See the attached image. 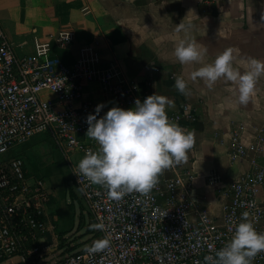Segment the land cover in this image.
Wrapping results in <instances>:
<instances>
[{"label": "built area", "instance_id": "2783aa9c", "mask_svg": "<svg viewBox=\"0 0 264 264\" xmlns=\"http://www.w3.org/2000/svg\"><path fill=\"white\" fill-rule=\"evenodd\" d=\"M63 35V41L68 40ZM92 79L115 99L104 105L98 119L113 106L132 108L136 99L143 102L148 96L138 82L123 79L114 65L100 67L84 57L73 63L59 61L48 41L36 42L32 54L18 55L0 25V154L40 132L50 134L70 166L72 182L92 221L104 225L98 239L110 238L105 251L89 253L91 241L48 260L43 232L49 228L51 189L42 175L30 173L22 156H1L0 262L16 256L19 264H205V256L230 241L242 213L247 212L257 232L264 233V157L258 145L243 144L237 132L231 135L230 154L233 159L247 157L249 165L228 184L219 216L191 196L193 173L182 164L165 170L148 194L133 192L120 201L110 200L106 188L78 176L79 161L95 152L96 142L86 136V119L95 114L97 104L88 99L74 104L73 99L81 97ZM44 90L55 94L58 105L42 96ZM167 116L185 129L183 121L195 114L183 102ZM72 152H80L75 162ZM207 175L210 180L218 177L215 172ZM252 264H264V252Z\"/></svg>", "mask_w": 264, "mask_h": 264}, {"label": "crops", "instance_id": "0c3cea01", "mask_svg": "<svg viewBox=\"0 0 264 264\" xmlns=\"http://www.w3.org/2000/svg\"><path fill=\"white\" fill-rule=\"evenodd\" d=\"M179 24L185 29L177 31ZM0 25L18 55L32 54L36 42L48 41L51 53L63 63L84 57L100 67L111 64L148 96L174 100L167 115L189 103L195 116L183 124L194 132L195 144L181 164L193 173L191 196L212 214H221L228 184L249 165L247 157L232 158V133L245 145H258L264 157V76L243 106L235 84L221 79L209 90L202 80L190 79L202 65H181L174 55L184 39L208 49L205 63L227 48L236 50L234 67L241 72L250 58L264 60V0H0ZM178 76L187 81L188 95L175 88ZM42 96L58 105L53 92L44 90ZM82 99L115 103L95 79L73 103ZM94 146L96 152L99 145ZM72 154L80 157V152ZM212 172L218 175L215 180L207 175Z\"/></svg>", "mask_w": 264, "mask_h": 264}, {"label": "clouds", "instance_id": "9594fccd", "mask_svg": "<svg viewBox=\"0 0 264 264\" xmlns=\"http://www.w3.org/2000/svg\"><path fill=\"white\" fill-rule=\"evenodd\" d=\"M183 29L185 25L179 24L177 31ZM235 51L227 48L212 63H205L208 49L195 40L181 39L174 55L181 65L201 64L191 72L190 79L202 80L209 90L221 79L235 84L238 103L247 106L258 80L264 76V60L250 58L247 69L241 72L234 67ZM175 88L183 95L189 94L188 83L182 76L176 78ZM103 107V103L98 104L95 114H89L86 119V136L99 148L85 154L75 173L91 184L106 188L110 200L120 201L133 192L146 195L165 170L187 162L195 134L169 120L167 109L175 107L174 100L149 95L143 102L136 99L132 108L113 106L98 119ZM241 216L242 221L235 227L230 241L214 255L205 256V264H252L257 254L264 252V233L257 232L247 212ZM93 227L104 229L103 224ZM109 247L110 238L104 237L94 240L86 250L97 253Z\"/></svg>", "mask_w": 264, "mask_h": 264}, {"label": "rangeland", "instance_id": "374dc122", "mask_svg": "<svg viewBox=\"0 0 264 264\" xmlns=\"http://www.w3.org/2000/svg\"><path fill=\"white\" fill-rule=\"evenodd\" d=\"M11 155L22 156L30 173L42 175L51 188L49 228L43 232L47 238L43 252L48 260L82 249L99 238L91 215L72 182L70 166L50 134L40 132L23 143L13 145L0 157ZM76 156L70 153L74 162ZM12 259L14 261L4 260L0 264H19L15 261L16 256Z\"/></svg>", "mask_w": 264, "mask_h": 264}]
</instances>
